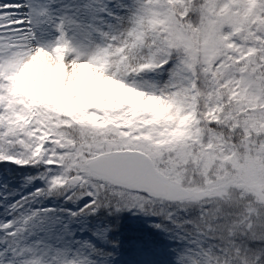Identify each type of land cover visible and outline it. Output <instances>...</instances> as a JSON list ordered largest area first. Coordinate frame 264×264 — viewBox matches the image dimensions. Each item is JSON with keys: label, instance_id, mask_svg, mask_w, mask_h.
I'll return each instance as SVG.
<instances>
[{"label": "snow or ice", "instance_id": "6c2138e0", "mask_svg": "<svg viewBox=\"0 0 264 264\" xmlns=\"http://www.w3.org/2000/svg\"><path fill=\"white\" fill-rule=\"evenodd\" d=\"M114 2L0 0V264H264V0Z\"/></svg>", "mask_w": 264, "mask_h": 264}, {"label": "rangeland", "instance_id": "374dc122", "mask_svg": "<svg viewBox=\"0 0 264 264\" xmlns=\"http://www.w3.org/2000/svg\"><path fill=\"white\" fill-rule=\"evenodd\" d=\"M50 9L57 16H65L69 19L79 22L87 21L92 23V15L94 12L96 22L93 24L96 27H103L104 22L110 21L111 17L108 15V11H117L118 5L115 4L114 0H97L93 3L92 0H50ZM88 6L87 12L84 10V6ZM95 6V7H93ZM44 32H49L46 29H42ZM77 34L82 35L79 29L76 30Z\"/></svg>", "mask_w": 264, "mask_h": 264}, {"label": "bare ground", "instance_id": "6f19581e", "mask_svg": "<svg viewBox=\"0 0 264 264\" xmlns=\"http://www.w3.org/2000/svg\"><path fill=\"white\" fill-rule=\"evenodd\" d=\"M92 1H93V3H96V2H97V0H92ZM40 2H41L44 6H47V7H49V8H50V6H51V1H50V0H40ZM93 7H95V6H93ZM95 22H96V18H95L94 12H93V15H92V23L94 24ZM41 28L50 31V27H49V25L46 24V23H45V24H42V25H41Z\"/></svg>", "mask_w": 264, "mask_h": 264}]
</instances>
